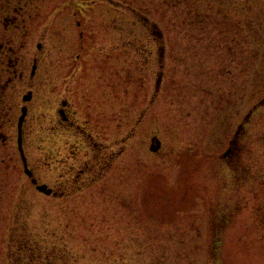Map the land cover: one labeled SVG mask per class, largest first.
Masks as SVG:
<instances>
[{
	"label": "rangeland",
	"instance_id": "rangeland-1",
	"mask_svg": "<svg viewBox=\"0 0 264 264\" xmlns=\"http://www.w3.org/2000/svg\"><path fill=\"white\" fill-rule=\"evenodd\" d=\"M0 264H264V0H0Z\"/></svg>",
	"mask_w": 264,
	"mask_h": 264
},
{
	"label": "flooded vegetation",
	"instance_id": "flooded-vegetation-1",
	"mask_svg": "<svg viewBox=\"0 0 264 264\" xmlns=\"http://www.w3.org/2000/svg\"><path fill=\"white\" fill-rule=\"evenodd\" d=\"M78 26H80V23H78ZM38 49H40V50L42 49V44L41 43L38 44ZM41 52H43V51H41ZM75 59H76V57H75ZM39 60H40V58L38 56H35L33 58V68H32V71H31V79H34L36 77L37 73H38ZM33 95H34V91H33L32 88H29L27 90V93L25 95H23V98H22L23 103H22V106H21V114H20V116L18 118V122H17V142H18V139H19V122H20V119H21V117L23 115V110H25V118H24L23 125H22V142H23L24 152H25V146L24 145H25V140H26V136H27L26 128H27V122H28V119H29L30 111H31V103H32L33 98H34ZM28 96H30V99L29 100H25V97H28ZM71 106H72L71 100L66 98V97H64L60 101V105L57 106V108H56L57 117H55V119L53 120V122H52V124L50 125V128H49L50 136L51 137L57 136V134H59V133H61V135H62L63 132H76V131H78L79 134L83 137V141H82L83 144H88L89 147H97L98 143L94 142V137L92 136V134L89 133L84 128H82V125L77 123L76 120L74 119V113H72V111H71ZM25 156H26V153H25ZM26 159H27V157H26ZM27 162H28V160H27ZM28 167H29V164H28ZM83 171L84 170H82V172ZM33 175H34V173H33ZM30 179H31V182H32V178H30ZM76 180L78 181V179H76ZM38 184H40L39 181H38ZM34 187L36 188L35 185H34ZM55 193L56 192L53 191V193L51 195H53Z\"/></svg>",
	"mask_w": 264,
	"mask_h": 264
},
{
	"label": "water",
	"instance_id": "water-1",
	"mask_svg": "<svg viewBox=\"0 0 264 264\" xmlns=\"http://www.w3.org/2000/svg\"><path fill=\"white\" fill-rule=\"evenodd\" d=\"M160 82H161V79L159 81V84H160ZM29 99H30V96L25 97V100H29ZM24 118H25V110H23V115H22V117L20 119V122H19V139H18L19 151H20V155H21V158H22V162L24 164L25 173L30 178H32V183L36 186V189L39 192H42V193H44L46 195H51L53 190L51 188H49L47 185L38 184V181L34 178V175H33L32 171L28 167V162H27V159H26V156H25V152H24V149H23V142H22V125H23ZM152 144H153V146H152L151 149L154 152L158 151L160 149V147H161V142L159 141L158 138H154L152 140Z\"/></svg>",
	"mask_w": 264,
	"mask_h": 264
}]
</instances>
